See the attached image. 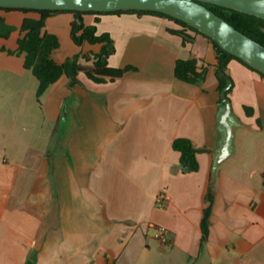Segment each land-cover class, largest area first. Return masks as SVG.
Listing matches in <instances>:
<instances>
[{
    "label": "crops",
    "instance_id": "obj_1",
    "mask_svg": "<svg viewBox=\"0 0 264 264\" xmlns=\"http://www.w3.org/2000/svg\"><path fill=\"white\" fill-rule=\"evenodd\" d=\"M31 16L0 10L15 28L0 37V101L37 97L24 56L8 52ZM83 18L87 25L98 19L97 34L110 35L108 66L129 69L116 79L88 78L101 45L72 41L73 13L47 18L46 30L60 41L57 62L79 53L90 59H79L76 84L63 75L41 97L46 118L71 127L60 135L54 129L44 149L0 139V264H264V78L230 61L235 154L212 177L223 138L212 40L188 31L185 42L173 32L181 26L156 15ZM178 60H194L202 78L179 80ZM177 138L205 149L197 172H182ZM158 227L167 230L165 244L155 237Z\"/></svg>",
    "mask_w": 264,
    "mask_h": 264
},
{
    "label": "trees",
    "instance_id": "obj_2",
    "mask_svg": "<svg viewBox=\"0 0 264 264\" xmlns=\"http://www.w3.org/2000/svg\"><path fill=\"white\" fill-rule=\"evenodd\" d=\"M206 5L210 9H212L216 14L226 19L238 30L247 34L249 37L264 45V19L213 4ZM0 10L6 12L22 11L25 13L33 14V16L31 17H26L21 24V27L19 29V38L17 40V49L15 51L8 50V52L10 54L24 56V67L27 70H30L39 82L37 89L38 100H40V98L46 93L50 86L57 82L63 75H66L71 79L72 85L78 82L77 76L80 71V56L75 55L74 57L67 59L63 63L57 62L54 58V52L60 48V41L57 35L49 33L46 30V20L54 14H74V20L71 23V39L77 46H82L84 43H88L91 45H101L100 52L93 54V70L86 71L87 77L96 82H101L105 78H120L129 68L116 69L108 66L107 59L115 51L112 39L110 38V35L108 33L98 35L97 23L99 22V20L97 19L93 25H87L83 18L84 15H119L124 13L156 15L171 19L176 22L179 26H181L182 29L175 30L173 32L182 36L185 42H189L192 39V37L187 34L188 31L205 36L197 29L189 26L181 20H178L160 12L153 11L129 10L103 13L11 8H0ZM14 30V27L7 25L5 23V19L0 17L1 38H8ZM212 42L217 51V76L219 79L218 91L220 94L219 106L220 109H222L223 102L221 99V93L223 89L227 86L228 78L231 80L230 76L227 74L228 65L231 60L239 61L250 70L260 74V76H262L263 78L264 74L251 68L241 59L223 50L213 40ZM86 58L90 59L89 56H86ZM175 75L179 80L189 83H197L202 78V76L196 72V62L194 60H178L175 66ZM226 76H228V78ZM232 86L233 83L226 92V98L229 102V94L232 91ZM173 148L175 151L180 153V165L183 173L197 172L199 170V162L197 159V155L198 153L205 151V149L195 148L192 141L187 138H177L173 143ZM212 169L213 177V174L216 170V159H214ZM213 196V189L210 187L206 196V200L208 201L209 205L204 210V218L202 220V231L204 237L208 234V223L213 202Z\"/></svg>",
    "mask_w": 264,
    "mask_h": 264
},
{
    "label": "water",
    "instance_id": "obj_3",
    "mask_svg": "<svg viewBox=\"0 0 264 264\" xmlns=\"http://www.w3.org/2000/svg\"><path fill=\"white\" fill-rule=\"evenodd\" d=\"M206 4H213L264 19V0H0V8L51 11L115 12L153 11L181 20L217 43L223 50L264 74V45L241 32ZM228 78V76H226ZM221 93L223 108L218 114L222 142L216 166L220 167L235 154L238 122L231 112L226 92Z\"/></svg>",
    "mask_w": 264,
    "mask_h": 264
},
{
    "label": "rangeland",
    "instance_id": "obj_4",
    "mask_svg": "<svg viewBox=\"0 0 264 264\" xmlns=\"http://www.w3.org/2000/svg\"><path fill=\"white\" fill-rule=\"evenodd\" d=\"M82 59H87L88 54H77ZM75 56V55H74ZM32 76L33 82L37 84V79ZM14 80H21V78L13 77ZM13 83V82H12ZM16 82V87L20 88L22 84ZM18 84V85H17ZM24 85V84H23ZM35 96L29 97L24 103L11 102L3 98L0 101V114H4V121H0V139L4 140L6 137H13L18 140H26L36 145L40 149H44L50 142V137L54 129L60 135L64 130H67L71 125L66 124L62 118L60 123H54L48 120L45 116L46 111L43 107V99L40 98V102L37 101ZM16 122V126L13 129L12 123ZM28 126V131H24L23 127ZM13 131V134L10 132ZM58 137V136H57ZM59 138V137H58ZM55 143L57 141L55 140Z\"/></svg>",
    "mask_w": 264,
    "mask_h": 264
},
{
    "label": "built area",
    "instance_id": "obj_5",
    "mask_svg": "<svg viewBox=\"0 0 264 264\" xmlns=\"http://www.w3.org/2000/svg\"><path fill=\"white\" fill-rule=\"evenodd\" d=\"M167 230L163 227H158L155 237L162 243H167Z\"/></svg>",
    "mask_w": 264,
    "mask_h": 264
}]
</instances>
